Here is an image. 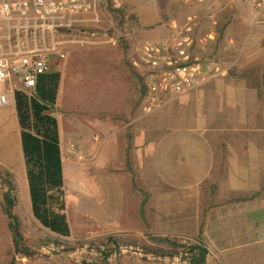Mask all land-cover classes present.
Returning <instances> with one entry per match:
<instances>
[{
  "label": "rangeland",
  "instance_id": "1",
  "mask_svg": "<svg viewBox=\"0 0 264 264\" xmlns=\"http://www.w3.org/2000/svg\"><path fill=\"white\" fill-rule=\"evenodd\" d=\"M258 1L117 0L115 8L121 13L114 15L110 7L115 2L102 0L100 22L90 29L97 33L98 43H70L67 58L58 68L62 79L54 115L65 148L68 146L66 159L77 164L80 172L72 180L74 171L66 169L69 178L64 199L70 236L53 232L35 217L18 113L14 104L0 108V174L8 171L13 175L17 187L13 212L21 223L22 243L30 251L25 255L16 248V230L3 208L9 187L0 177V264L101 261L96 250L109 236L123 238L120 245L130 249L110 258L108 264H167L154 258L164 255L148 250H171L159 244L158 237L185 245L203 240L213 246L209 230L215 228L209 226L221 223L209 206L231 186L219 184L218 190L212 183L216 177L231 174L218 166L214 156L226 143L257 144L258 129H264V41L253 40L244 50V40L250 35L258 38L260 31L256 24L239 20L254 15ZM231 2L233 8L228 6ZM215 11L237 19L223 41L216 42V32L207 48V57L211 55L210 61L226 74L145 114L141 84L129 66V54L144 40L165 37L173 21L183 23L189 15L200 18L201 34L209 33L214 26L208 15ZM233 37L243 42H231ZM223 129L243 131L230 135ZM83 138L92 151L79 150ZM249 166L250 173H256L252 162ZM260 178L263 182L264 175ZM55 210L60 211L58 206ZM116 222H120L117 228ZM87 246L94 249L92 255ZM239 251L233 257L238 262L233 264L258 254L257 263L248 264H264V244L259 250ZM215 261L210 259L211 264Z\"/></svg>",
  "mask_w": 264,
  "mask_h": 264
},
{
  "label": "built area",
  "instance_id": "2",
  "mask_svg": "<svg viewBox=\"0 0 264 264\" xmlns=\"http://www.w3.org/2000/svg\"><path fill=\"white\" fill-rule=\"evenodd\" d=\"M115 2L116 6V1ZM206 0H198L203 3ZM102 0H0V108L16 105L18 93L29 98L37 93L41 76L58 71L72 42L95 45ZM264 16V0L257 2ZM200 18L187 16L174 21L160 39H147L129 54L128 62L142 78L145 88L143 110L151 114L224 74L207 53L215 32H199ZM79 38H73L75 35ZM75 40V41H73ZM112 43L116 44L115 39ZM213 66V67H212ZM91 255L94 249L86 247ZM129 247L100 245L96 253L101 264ZM131 250H134L131 247ZM110 256L106 258V253ZM137 252V251H136ZM153 258L152 254H146ZM167 264H192L185 250L176 255L156 256Z\"/></svg>",
  "mask_w": 264,
  "mask_h": 264
},
{
  "label": "trees",
  "instance_id": "3",
  "mask_svg": "<svg viewBox=\"0 0 264 264\" xmlns=\"http://www.w3.org/2000/svg\"><path fill=\"white\" fill-rule=\"evenodd\" d=\"M162 5L164 6V4ZM110 11L114 15L121 13V10L115 8L114 4L111 5ZM229 15L225 14L224 18L219 20L217 24V43L223 41L227 29L233 23L232 17ZM163 17L166 22L170 20L165 11ZM206 54L204 57H207ZM208 57L212 58L211 55H208ZM129 66L131 67L130 64ZM136 76L141 84L142 100L144 102L145 88L142 84L143 81L138 73ZM61 79L62 73L59 71L41 76L34 97L29 98L23 93H18L16 108L21 126L22 149L26 160L33 213L46 228L68 237L71 235V227L65 212V181L60 128L58 118L54 115V110L58 104ZM0 177L3 184L9 187L4 195L3 208L11 220V227L16 230V248L19 252L29 255V248L22 243L23 236L21 233L20 237L17 235V228L21 223L13 212L17 204V187L13 175L5 171L0 174ZM55 206L59 207V212L55 210ZM158 238L159 244H166L171 247V250L148 248L151 252L162 255H175L180 252L181 248H184L189 253L192 264H209L210 250L203 240L185 245L178 240H171L167 237ZM123 242L124 239L118 236L105 237L102 241L107 246H119ZM109 256L110 252L106 253V258ZM105 264H108L107 261Z\"/></svg>",
  "mask_w": 264,
  "mask_h": 264
},
{
  "label": "crops",
  "instance_id": "4",
  "mask_svg": "<svg viewBox=\"0 0 264 264\" xmlns=\"http://www.w3.org/2000/svg\"><path fill=\"white\" fill-rule=\"evenodd\" d=\"M236 1V0H235ZM233 2V1H232ZM230 3L228 6L231 8L234 5ZM238 2H243V0H238ZM245 6V5H244ZM255 14L254 15H243L242 21L240 22L244 24H256L258 31V38H254V35H250L246 38L245 46L242 45V48L247 50V46L255 40L256 42L264 41V29L261 24H264V16L259 17L257 10V3L255 4ZM224 10V9H222ZM221 11H215L208 15V18L213 23L215 35L216 37V25L219 20L224 18V15H220ZM229 15V13H226ZM198 16V15H197ZM229 16H232L231 14ZM238 16V15H237ZM238 18V17H237ZM231 19V17H230ZM233 23L237 21V19L232 18ZM177 21V20H175ZM174 22V21H173ZM207 34V33H206ZM214 39L208 42H212ZM248 39V40H247ZM242 41L243 39H239L237 37L231 38V42L235 43ZM247 41V42H246ZM254 41V42H255ZM263 41L261 43H263ZM244 46V47H243ZM243 50V51H244ZM58 72V71H57ZM226 74V71H224ZM59 102V99H58ZM58 105V104H57ZM16 108V105H15ZM17 110V108H16ZM60 127V126H59ZM107 131H110L108 127ZM222 130V129H220ZM224 130V129H223ZM242 129H226L224 132L227 134L233 135L235 132H242ZM258 135L260 140H258L257 144H247L246 142L240 144H224V150L218 151L215 154V160L219 163V167H223L225 169H229V175H225L222 177H216L212 183L217 185V189L221 190L219 184H225L228 187L224 194L217 195L215 202L210 203V209L217 216V219L221 225L219 224H211L210 227H214L215 229L210 228L209 233L212 235V243L213 246L209 247L210 253L208 256V263L211 264L210 259H216L213 264H223L226 262L228 264L237 263L238 260L234 261L233 257L240 252L239 250H246L249 248L252 249H260V246L264 244V181H261V178L264 175V129H258ZM61 138V151H62V159H63V170H64V190L66 189L67 179L69 178L66 175V169L71 172L74 171V177L71 179L74 180L76 174L78 172L77 164H73L72 160L66 159V155L68 154V146L65 148V144ZM74 141H71L73 143ZM79 150H83L84 148L89 150L90 144L88 145L87 139H82L81 144H78ZM70 149V148H69ZM92 151V150H89ZM219 157V158H218ZM252 162L253 169L256 173H250V163ZM75 168V170H72ZM243 171V172H241ZM247 172V173H244ZM232 179H234L232 181ZM261 182V183H260ZM263 184V185H262ZM66 211V210H65ZM224 220V221H223ZM116 228L120 225V222H116ZM214 233V234H213ZM260 254L256 256H246L240 260L242 264L257 263L258 257Z\"/></svg>",
  "mask_w": 264,
  "mask_h": 264
},
{
  "label": "water",
  "instance_id": "5",
  "mask_svg": "<svg viewBox=\"0 0 264 264\" xmlns=\"http://www.w3.org/2000/svg\"><path fill=\"white\" fill-rule=\"evenodd\" d=\"M17 235H18V237H20L19 228H17Z\"/></svg>",
  "mask_w": 264,
  "mask_h": 264
}]
</instances>
